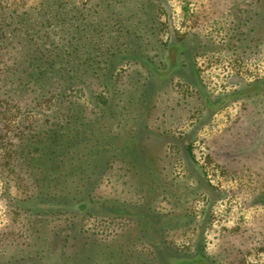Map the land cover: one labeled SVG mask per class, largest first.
I'll list each match as a JSON object with an SVG mask.
<instances>
[{"label": "trees", "instance_id": "16d2710c", "mask_svg": "<svg viewBox=\"0 0 264 264\" xmlns=\"http://www.w3.org/2000/svg\"><path fill=\"white\" fill-rule=\"evenodd\" d=\"M10 2L0 0V154L28 192L13 200L24 228L0 233V264H45L65 256L79 237L105 242L124 226L129 235L140 224L160 228L149 206L138 209L136 197L156 207L182 198V179L196 163L189 136L168 119L169 106L215 98L222 108L245 85H264V77L248 84L239 75L233 82V73L231 86L213 96L196 66L202 58L243 67L264 60L259 2L198 16L184 32L169 0ZM157 82L163 91L150 103L149 88ZM105 185L122 186L119 199L131 200L98 198ZM184 211V218L192 215ZM126 246L128 252L116 249L130 264L136 245Z\"/></svg>", "mask_w": 264, "mask_h": 264}, {"label": "rangeland", "instance_id": "374dc122", "mask_svg": "<svg viewBox=\"0 0 264 264\" xmlns=\"http://www.w3.org/2000/svg\"><path fill=\"white\" fill-rule=\"evenodd\" d=\"M241 1L244 2L169 0L175 26L180 32L186 31L198 16L224 12L233 4L243 7ZM257 1L260 11L256 19H260L259 31L264 34V0ZM11 2L22 4L23 0ZM196 66L213 96L225 86H231L233 80L228 84V77L233 73L237 76L233 82L239 81L240 75L250 82L248 84L264 77V60L243 67L216 64L210 58H202ZM186 71L192 78L191 68L187 67ZM161 87L157 82L149 88L150 103L162 93ZM254 88L245 85L241 89L243 93L222 108L215 107V98L205 103L197 98L189 99L179 107L170 101L168 119L176 123L173 129L177 127L179 132L189 136L198 167L191 162L192 175L182 179L185 185L180 199H163L156 207L157 203L151 200L149 204L144 203L136 197L138 209L147 211L143 207L149 206L160 228L153 224L147 230L146 225L140 224L129 235L130 231L124 226L116 238L105 242H94L95 237L85 241L79 237L68 244L65 256L60 255L58 260L48 259L45 264H124L125 256L117 249L122 246L128 252L126 245L130 240L137 250L130 264H172L173 254L189 259L201 255L205 259L202 264H264V85ZM185 90L188 94L189 90ZM8 162L0 154V233L22 230L26 224L21 209L16 208L13 200L24 198L28 186L17 176L9 175ZM121 187L114 189L105 185L97 192V197L119 202L131 200L125 196L119 199ZM206 191L209 198L191 195ZM172 204L177 205L175 214L171 213ZM185 208H190L189 218L183 217ZM104 209L102 212H106ZM78 252H81L79 257ZM120 254L122 260H119Z\"/></svg>", "mask_w": 264, "mask_h": 264}]
</instances>
